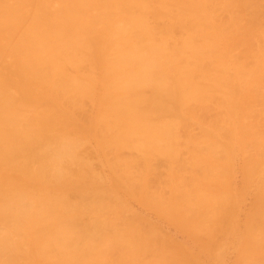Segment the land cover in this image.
I'll return each mask as SVG.
<instances>
[{"label":"bare ground","instance_id":"6f19581e","mask_svg":"<svg viewBox=\"0 0 264 264\" xmlns=\"http://www.w3.org/2000/svg\"><path fill=\"white\" fill-rule=\"evenodd\" d=\"M263 3L0 0V264H102L115 251L118 259L111 264H198L171 246L172 240L178 256L156 246L160 230L138 223L134 213L119 224L129 212L122 198L135 195L149 211L197 237L213 236L223 217L232 214L226 171L231 147L244 152L249 184L257 163L264 165V129L247 121L256 96L251 82L242 80L243 63L224 77L217 70L210 75L207 48L223 61L218 42L229 49L263 37V29H254L261 25ZM221 4L250 10L234 36L225 38L224 29L210 22L215 21L211 9ZM243 10L236 15L244 16ZM150 15L167 23H150ZM229 20L232 25L240 21ZM175 31L187 36L169 44ZM261 58L249 72L251 79L261 72L264 53ZM84 64L87 70L81 73ZM217 93L226 104L220 127L205 129L207 146L193 144L187 183L170 173L167 201L149 198L143 183L137 185L132 161L115 155L110 186L79 158L89 137L100 149L135 151L144 165L143 180L155 155L175 160L191 105L205 108ZM85 99L96 110L87 125H80L69 107L79 108ZM254 139L259 150L248 154ZM257 190L235 264H264L263 173Z\"/></svg>","mask_w":264,"mask_h":264},{"label":"rangeland","instance_id":"374dc122","mask_svg":"<svg viewBox=\"0 0 264 264\" xmlns=\"http://www.w3.org/2000/svg\"><path fill=\"white\" fill-rule=\"evenodd\" d=\"M152 3H154V1H152ZM261 5L262 14L258 16L259 20H261L262 17V21L260 22L261 25L254 29H263L264 32V3ZM238 7L239 6L236 5V9L234 6L228 8L221 4L214 6L212 9L209 8L212 10V15L215 19V21H210L211 24L216 28L218 26L222 27L224 29L222 32L225 38H227L226 35H228V33H233L234 36L237 30L243 28L244 24L247 22L246 18L249 19L248 15L250 10L247 12V10L244 11L242 9L245 14L241 18L236 15L237 12L239 14V12L242 11L241 8ZM232 17L240 20L238 21L240 22L239 26L236 25L238 22L233 25L229 22V19ZM148 20L150 23L157 22L160 26L167 23V20H157L152 15L148 17ZM206 24L209 26L207 21ZM186 36L187 33L184 31H175L173 33V38L169 40V44H173ZM216 46L217 49L221 48L223 50L225 57L223 61H218L210 52V47H208L207 53L208 56H210L208 58V63L210 64L208 73L213 75L216 72L215 70H217L221 72L220 74L224 77L225 71L232 72L235 69L233 66L236 63H243L239 71L247 72V75L243 76L242 80L244 82H251L254 87L252 88L254 95L256 96L254 99H251L249 103L247 121H250L254 127L264 129V61L262 62L263 64L261 63L260 73L256 72L252 79L250 77L251 74H249V72L254 71L253 69L256 67V64L263 60L261 56L264 53V36H257L255 39L245 42L244 44L237 43L229 49H223L222 42H218ZM247 51H249V53L247 57L244 58L243 54ZM219 64L220 66H216ZM86 70L87 65L84 64L80 71L81 73H85ZM70 72L72 73L73 71L70 70ZM224 97L225 96L221 93L215 94L211 101L206 104V107H208L207 109L206 107L202 108L197 105H191L190 108H193L191 109L192 114L186 119L184 126L179 130V150L175 156V160L170 161L169 158L165 156L155 155L146 165L148 171L143 180V174L141 175V173L143 172L144 165L143 162L140 161V156H138L135 151L123 149L115 153L111 148L100 149L95 139L89 137V139L85 138L86 143L84 142L80 147V151L78 152L79 158L81 157L83 161H87L95 174L104 177L106 180L108 179L110 186H112L111 177L113 175H110L109 164L114 160L115 155H119L122 159L132 161L133 166L131 168V174L138 180L137 185L143 183L146 188L145 192L149 198L157 197L161 201H167L171 197L169 189L170 173L172 172L178 176L181 183H187L189 178L191 179L189 175L192 174L191 170H193L189 165L193 161L192 153L195 152L193 144L198 143L202 147L205 145L207 146L209 142L205 138L207 136L205 135V129H209V127H211V129L220 127L218 118L223 117L226 112ZM64 104L67 103L64 101ZM69 109L73 112L74 119L77 123L80 125H87L93 113H95L96 106L89 99H85L81 107L76 108L70 106ZM199 122H202V124L199 125ZM220 140L224 143L226 137L223 139L220 137ZM258 143L260 142H255V139L250 141L249 144L251 149L248 150V154H252L259 150L257 148L260 146ZM243 164V150L241 151L237 147L232 149L231 147L230 160L227 163L226 171L228 172V191L229 194L233 196V212L228 218L223 217L222 223H219L220 225L216 228L213 236L203 234L198 237L194 236L193 233L171 222L169 217L160 215L156 211H149L135 195L134 197L122 198V208L124 211L125 209L129 210V212L125 211L123 214L124 217H120L117 222L120 224L121 221L119 220L124 221V218L130 219L132 213H134L138 218V223L155 227L158 231L160 230V234H158L160 236L157 238V241L162 242V245L158 242H155V244L156 246L165 245V248L168 247L167 251H170L168 254L171 253L174 256H178L179 254H177V252L179 253V251L173 248L177 245L178 248L180 247V249L182 248V250L188 253L190 257H194L198 264H235L237 254L244 241V225L249 213H252L253 205L257 197L258 183L261 181V174H264V165L260 167L261 164L257 163L258 167L255 168L257 170L253 180L249 184H245ZM91 180L93 181V179ZM71 194V199H76V194L74 192ZM209 216H212V214L210 213ZM161 233H164V236ZM170 240H172V244ZM165 241L166 244L168 243L167 245L170 246L171 244L173 247L166 246ZM172 249L173 251H171ZM117 256V251L111 253L102 264H111L118 259ZM147 257L150 258L151 255L148 254ZM191 261L194 262L193 260Z\"/></svg>","mask_w":264,"mask_h":264}]
</instances>
